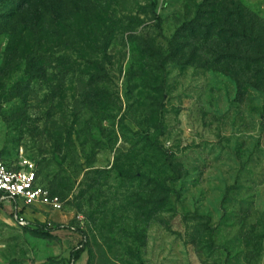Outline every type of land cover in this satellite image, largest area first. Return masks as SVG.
Segmentation results:
<instances>
[{
  "label": "rangeland",
  "instance_id": "1",
  "mask_svg": "<svg viewBox=\"0 0 264 264\" xmlns=\"http://www.w3.org/2000/svg\"><path fill=\"white\" fill-rule=\"evenodd\" d=\"M49 1L0 0V152L62 209L0 199V264H71L78 229L76 264H264V30L220 35L264 0Z\"/></svg>",
  "mask_w": 264,
  "mask_h": 264
},
{
  "label": "built area",
  "instance_id": "2",
  "mask_svg": "<svg viewBox=\"0 0 264 264\" xmlns=\"http://www.w3.org/2000/svg\"><path fill=\"white\" fill-rule=\"evenodd\" d=\"M0 199L8 200L21 207L48 206L56 211L62 209L58 198L38 184L35 166L26 159L9 163L0 152Z\"/></svg>",
  "mask_w": 264,
  "mask_h": 264
},
{
  "label": "trees",
  "instance_id": "3",
  "mask_svg": "<svg viewBox=\"0 0 264 264\" xmlns=\"http://www.w3.org/2000/svg\"><path fill=\"white\" fill-rule=\"evenodd\" d=\"M36 0H9L10 3H14V7H15V12L13 14H24L27 11H30L31 7L37 5V3H35ZM49 3L57 9L61 8V5L57 4V0H52L49 1ZM207 3V2H206ZM43 6H45V4L43 3ZM48 8V6H47ZM26 15H29V13H26ZM238 20H236V23H240V27L239 29H235L233 26V28H231V25L227 22L228 20L223 21L222 24V28L220 29V35H226V38H243V41L252 46V47H257V51L261 50V46L260 44H258L259 42V36L256 35L255 30H257L258 28L262 27L264 30V22H258L256 21V18L254 17V15H252L249 12H238ZM242 18H245V21H242ZM38 19V18H37ZM21 24L23 25L22 27V31L21 32H30V28L24 17V19H22ZM37 25L39 26L40 24L37 21ZM240 30V33L238 34V31ZM165 84H162V86L164 87ZM70 227L64 226V225H57L56 228H49L47 225L44 224H40L37 228V230H35L36 234L41 236V237H52L53 233L56 230H70ZM78 232V234H80L81 236V241L78 245V247H76L75 249H73L70 253V263L71 264H76L80 258L82 257L83 253L85 252V250L87 249V235L84 231L78 229L76 230Z\"/></svg>",
  "mask_w": 264,
  "mask_h": 264
}]
</instances>
